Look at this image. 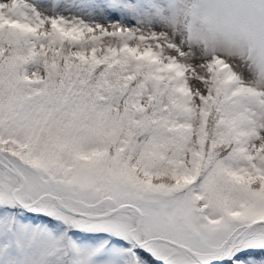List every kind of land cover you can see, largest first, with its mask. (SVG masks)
I'll use <instances>...</instances> for the list:
<instances>
[{"label": "snow or ice", "instance_id": "obj_1", "mask_svg": "<svg viewBox=\"0 0 264 264\" xmlns=\"http://www.w3.org/2000/svg\"><path fill=\"white\" fill-rule=\"evenodd\" d=\"M0 264H264V0H0Z\"/></svg>", "mask_w": 264, "mask_h": 264}]
</instances>
